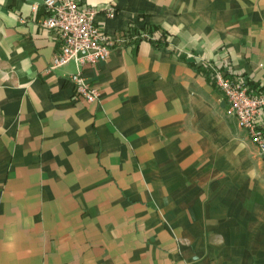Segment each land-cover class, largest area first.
<instances>
[{"label": "crops", "instance_id": "1", "mask_svg": "<svg viewBox=\"0 0 264 264\" xmlns=\"http://www.w3.org/2000/svg\"><path fill=\"white\" fill-rule=\"evenodd\" d=\"M79 1L131 29L92 103L43 0H0V264H264V160L204 67L264 89V0Z\"/></svg>", "mask_w": 264, "mask_h": 264}, {"label": "built area", "instance_id": "2", "mask_svg": "<svg viewBox=\"0 0 264 264\" xmlns=\"http://www.w3.org/2000/svg\"><path fill=\"white\" fill-rule=\"evenodd\" d=\"M42 5L45 16L40 26L57 35L60 42V51L54 56L50 69L64 67L73 61L78 70L68 79L74 86V94L89 103L97 101L99 90L84 76L82 67L109 58L113 47L125 42L131 29L123 36L106 34L95 23L96 10L84 8L79 0H43ZM32 6L34 12L40 8L37 3ZM115 14L114 6L107 8L106 16ZM204 67L211 83L229 104V114L238 119L264 160V89L255 92L249 78L229 74L218 65L206 63Z\"/></svg>", "mask_w": 264, "mask_h": 264}, {"label": "trees", "instance_id": "3", "mask_svg": "<svg viewBox=\"0 0 264 264\" xmlns=\"http://www.w3.org/2000/svg\"><path fill=\"white\" fill-rule=\"evenodd\" d=\"M156 28H157L156 26L155 27L148 26V27H145V28L140 29V30L133 29V32L138 35V38H139L138 41L140 42L143 35H145L146 33L153 34L155 32ZM164 36H165V33H164ZM144 37H146V36H144ZM146 39H149V38H146ZM149 40L151 41V39H149ZM156 44L157 45L162 44V40H159ZM260 90H262V88Z\"/></svg>", "mask_w": 264, "mask_h": 264}, {"label": "water", "instance_id": "4", "mask_svg": "<svg viewBox=\"0 0 264 264\" xmlns=\"http://www.w3.org/2000/svg\"><path fill=\"white\" fill-rule=\"evenodd\" d=\"M193 61V60H192Z\"/></svg>", "mask_w": 264, "mask_h": 264}]
</instances>
